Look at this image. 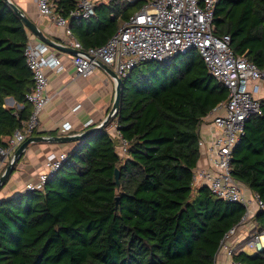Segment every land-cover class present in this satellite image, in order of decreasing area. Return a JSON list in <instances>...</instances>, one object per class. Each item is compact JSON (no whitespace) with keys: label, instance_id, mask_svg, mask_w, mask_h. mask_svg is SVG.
<instances>
[{"label":"trees","instance_id":"16d2710c","mask_svg":"<svg viewBox=\"0 0 264 264\" xmlns=\"http://www.w3.org/2000/svg\"><path fill=\"white\" fill-rule=\"evenodd\" d=\"M145 1H102L85 18L69 15L77 0L53 4L86 47L105 42ZM213 31L229 34L236 53L264 67V0H218ZM28 38L23 20L0 0V145L32 109ZM226 95L195 48L138 62L106 122L117 124L127 153L120 155L119 139L104 125L79 139L40 188L0 198V264H214L220 238L245 206L194 187L192 173L202 117ZM6 96L20 106L4 105ZM232 174L264 201V99L233 148ZM251 218L264 230V209ZM233 257L264 264V248Z\"/></svg>","mask_w":264,"mask_h":264},{"label":"built area","instance_id":"2783aa9c","mask_svg":"<svg viewBox=\"0 0 264 264\" xmlns=\"http://www.w3.org/2000/svg\"><path fill=\"white\" fill-rule=\"evenodd\" d=\"M109 0H77L69 15L89 17L96 3ZM218 0H146L135 12L121 22L105 42L84 47L73 35L69 19L52 6L51 0H36L38 12L50 18L57 26L65 28L76 50L69 54V61L76 75L88 76L104 63L119 77L126 76L132 67L146 59L163 60L172 55L195 48L200 53L207 70L227 88L226 97L206 113L209 137L198 138L203 148L202 163L192 173V185L207 186L226 201L241 202L245 212L238 222L230 226L219 240L214 254V264H241L234 259L240 250L264 248V230L250 225V217L261 208L264 201L250 191L245 193L242 183L232 174V151L244 132L245 121L261 112L264 99V67H258L245 54L236 53L230 46V35H216L213 31L214 7ZM24 57L31 70L33 84L25 94L32 104L31 112L22 126L14 129L5 145H0V175L12 159L16 147L37 127L38 117L49 100L46 92L48 77L46 67L59 69L62 60L51 46L42 41H27ZM79 103L73 108H77ZM92 124V119L83 123ZM70 127L69 122L62 129ZM111 138H118L120 155L127 153L128 141L122 136L115 122L106 127ZM68 151H51L45 156L44 170L35 179L24 182L21 191L40 188L66 159ZM250 194L253 196L250 199Z\"/></svg>","mask_w":264,"mask_h":264},{"label":"crops","instance_id":"0c3cea01","mask_svg":"<svg viewBox=\"0 0 264 264\" xmlns=\"http://www.w3.org/2000/svg\"><path fill=\"white\" fill-rule=\"evenodd\" d=\"M11 1L37 24L45 36L61 44L70 45L71 38L66 34L65 28L55 25L50 18L41 15L38 12L36 0ZM51 2L54 8L53 0ZM28 34L29 41L41 40L29 29ZM51 49L61 58L62 67L59 69L45 68L48 77L46 92L49 95V100L38 117L36 130L39 133H32V135L76 133L99 123L111 107L115 87L114 79L99 65L88 76L76 75L69 61L70 52L60 50L53 46H51ZM11 97H5L4 105L19 107L20 103H17ZM78 103L79 106L73 108ZM88 119H92V124L84 127L83 123ZM65 121L69 122L70 127L63 130L62 124ZM112 122L110 121L109 123ZM209 129L207 119H203L199 127V135L208 138L210 135ZM78 141L74 140L61 143L49 141L30 142L22 152L20 159H18L14 170L10 174L11 176H8L9 178L7 177L5 181L7 184L6 187L2 186L0 188V198L20 192L25 181L35 179L37 173L44 170L46 154L51 151H70ZM199 150L200 154L196 165L203 162V148H199ZM242 186H245L248 192L251 191L244 183H242ZM251 224L256 226L250 217Z\"/></svg>","mask_w":264,"mask_h":264},{"label":"water","instance_id":"95a60500","mask_svg":"<svg viewBox=\"0 0 264 264\" xmlns=\"http://www.w3.org/2000/svg\"><path fill=\"white\" fill-rule=\"evenodd\" d=\"M13 10L20 16V18L23 20L25 26L32 31L37 37H39L42 41L48 43L49 45L56 47L60 50H64L70 53L75 52V48L70 46V45H64L61 44L57 41H54L53 39L45 36L42 32L41 29L38 28L37 24L32 21L14 2L11 0H6ZM99 66H101L113 79L115 83L114 87V96H113V101L111 104L110 109L106 113V116L97 124L92 125L86 129H83L79 132L76 133H66V134H58V135H29L26 137L13 151L12 159L8 162V164L5 167L4 172L0 175V188L3 186L5 183L7 177L12 173L14 170V167L19 159V157L22 155V152L24 149L27 147V145L30 142L33 141H49V142H67V141H74V140H79L85 135L93 132L94 130L102 128L106 122L116 113V110L118 108L119 104V96H120V91H121V82L123 77H119L117 73L107 66L104 63H99ZM12 98V97H11ZM118 177H119V169L115 168L114 170V178L115 182L118 183ZM117 199V196H116Z\"/></svg>","mask_w":264,"mask_h":264},{"label":"rangeland","instance_id":"374dc122","mask_svg":"<svg viewBox=\"0 0 264 264\" xmlns=\"http://www.w3.org/2000/svg\"><path fill=\"white\" fill-rule=\"evenodd\" d=\"M108 124H109V123H108ZM10 176H11V175H9V177H10ZM9 177H8V178H9ZM6 185H7V184L5 183V184L3 185V187H6ZM243 189H244V192H245L246 194L249 193L248 190L245 188V186L243 187ZM0 190H1V189H0ZM249 197H250V199L253 198V196H252L251 194H250ZM247 251H248V252H253L254 250H253V248H248Z\"/></svg>","mask_w":264,"mask_h":264},{"label":"bare ground","instance_id":"6f19581e","mask_svg":"<svg viewBox=\"0 0 264 264\" xmlns=\"http://www.w3.org/2000/svg\"><path fill=\"white\" fill-rule=\"evenodd\" d=\"M263 240H264V237H263Z\"/></svg>","mask_w":264,"mask_h":264}]
</instances>
